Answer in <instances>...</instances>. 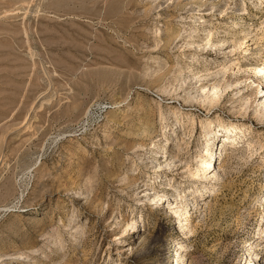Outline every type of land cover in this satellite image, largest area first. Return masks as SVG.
Listing matches in <instances>:
<instances>
[{"label": "rangeland", "instance_id": "1", "mask_svg": "<svg viewBox=\"0 0 264 264\" xmlns=\"http://www.w3.org/2000/svg\"><path fill=\"white\" fill-rule=\"evenodd\" d=\"M244 2L242 13L207 9L197 16L206 17L214 41L253 31L243 46L252 53L232 52L230 40L202 54L197 41L180 47L183 38L165 47L167 30L190 22L191 11L173 0H0V264H177L181 256L178 264L264 263V121L254 113L257 103L246 111L237 101L255 87L253 78L264 85L263 77L240 73L245 91L230 89L211 109L176 96L200 84L186 79L179 89V78L215 71L237 56L243 62L264 55V38L259 45L252 38L264 30V5L234 1ZM176 63L183 74L169 70ZM176 110L179 119L191 115V126L165 142L162 133L175 125ZM220 120L238 131L245 126L247 136L218 127L216 141L230 135L223 141L228 147L240 135L241 141L260 139L263 147L252 153L240 142L245 154L232 158L221 156L219 145L216 165L226 168L219 190L198 207L190 204L186 220L185 210L182 218L174 213L176 195L191 186L184 165L156 178V162L143 163L145 149L132 146L156 143L178 153L175 145L190 130L180 157L194 166L205 128ZM153 179L169 194L159 203L142 199ZM170 179L182 186L166 184ZM135 219L137 226L125 230L126 220ZM253 251L262 252L254 261Z\"/></svg>", "mask_w": 264, "mask_h": 264}, {"label": "bare ground", "instance_id": "2", "mask_svg": "<svg viewBox=\"0 0 264 264\" xmlns=\"http://www.w3.org/2000/svg\"><path fill=\"white\" fill-rule=\"evenodd\" d=\"M173 1L179 10L191 11L190 12L191 16L189 17V19H187V21H190V22H189V25H186V26L183 24L184 28H182V29L176 28V29L167 30L169 32H168V35L164 39L165 47H172V45L175 44V42L178 39L183 38V40H186V41L183 42L180 45V47L192 46V45L196 44V41H197L196 47H198L197 49L199 51H201L203 54V53H206L208 48H214V49L218 50L221 46H224V44L228 43L231 40L234 43L233 44L234 48H232V52L234 50L243 48L245 50V54L252 53V52H250V48H248V46H245V47H243V46L246 44L247 38L252 35L253 31H251L249 29L241 30V31H244L243 36L237 37V35H238L237 34V35H235V37H237L235 39L234 38L230 39L229 37L224 36L223 38L218 39V41H214L213 36H214L215 31L208 29L207 20L204 19L206 17L205 16H200V17L197 16V15H200L203 12V10H207V9L219 11V13L222 14L226 10L233 8L234 11H238V12L242 13V11L245 12L247 10L246 2L243 3V7H239L238 3H234L235 0H218V2H214L215 0L213 2L210 0H206L205 2L202 0H198V1L197 0H173ZM222 1L225 2L224 8H222L221 5L219 4ZM259 3H260L259 7L261 8L262 5H264V0H259ZM206 7H209V8H206ZM178 17L181 18L182 20H186V18H187V17H185V15H183V12L179 13ZM200 18H201V21H199ZM200 22H202V23H200ZM232 24L233 25H231L230 27L235 28L238 25V22L233 21ZM201 26H203L202 29H201ZM213 28L217 29L218 26H214ZM160 31H161V29L158 27L156 29L155 33L158 34ZM200 32H205V35L203 37L202 36L198 37V34L200 35ZM226 33H227L226 35H228V33H231V31L226 30ZM254 37L256 39V42L254 44L259 45L261 40L264 38V30H262V32L260 34L255 33V35L252 36V38H254ZM180 41H182V40L180 39ZM180 41L178 42V44L180 43ZM158 42L159 41H157V43ZM157 43L155 45H157ZM202 54H199V52L197 51L196 57L200 58V56ZM202 56H204V55H202ZM260 56H261V59L249 58L243 62H240L239 61L240 56H237L236 58L229 60L228 63L231 62L229 65H228V63H223L221 61L222 64H219L220 68L215 70V71H212L209 68H205V69H203L204 74H202V75H198L201 72L197 71V72H194L192 75L186 76L183 79H180L178 77L179 79L178 78L177 79L181 80L179 82V83H181L179 86V89L183 87V84L186 81V79H192V81L195 79L196 81L194 83H197V84L200 83V84L198 87L195 86V88H194V89H196L195 92L186 91L184 94H180L178 92V94H176V96L178 98L179 97L183 98L182 100H184L188 103L189 102L192 103V102L196 101V102H199L203 105H207L211 109L214 106L219 104V102L222 100L225 93H227V91H229L230 89L232 91H235L234 95L240 94L242 91H245V89L240 86L242 83V81H241L242 77H239L240 73H245V74L249 73L250 74L253 72L254 75H256V76L261 75L264 79V76H263L264 75V55L261 54ZM225 58H226V56H225ZM156 59H158V58H156ZM195 61H199V59L195 60ZM234 65H236V67ZM187 68H190V66H187ZM169 70L177 72V73L179 72L180 75L183 74V72H185L183 65H181L180 63H176V64L170 66ZM233 75L235 76V78H233ZM210 76H213L214 79H216L215 82L209 83V81L207 80L206 83H203V81L206 80L207 77H210ZM251 77L252 76H250V75L247 76V78H251ZM191 83H193V82H191ZM252 83L255 84L254 85L255 87L252 88V90H250L248 92H244L241 96H239L237 101H239L241 104L240 108L245 109L246 111L249 110L251 107H253L254 103H257V106L254 107V109H255L254 113L257 114V117L260 121H264V85H263V82L261 81V78H257V79L253 78ZM260 90H262V94L259 92ZM171 110H172V108L171 109L169 108L167 113L170 114ZM160 112H161V114H163L162 111H160ZM179 112L180 111H177V110L175 112H173V115L175 118V125L169 129H166L162 133L163 134L162 136H163L165 142H169L171 140L172 136H174L173 134L177 133V129L181 128V126H184L185 124L188 125L189 128L191 126V123L189 122V118H188L191 115L187 114L186 118L188 120L179 119V117H178ZM145 119H146V117H145ZM225 125L226 124L221 123V120L218 123V125H214L213 121L209 122V124L207 125V127L205 128V130L202 134L203 138H202L200 145H199V148H198V154L195 157V165L194 166L190 165V161L188 162L187 160L180 157V155H181L180 151L186 149L188 147V145L190 144L189 139H188V138H190V135L192 134V132L190 130L185 131L183 134L182 142L180 144L177 143L175 145L176 146L175 151H179L178 153H175V152L172 153L169 151L166 152L165 147H162L156 143H152L153 145L148 149L145 148V147H147L146 144H144V143L140 144V142L135 143L132 146L133 148L138 146V147L145 149L144 153L142 154V157H140V159L143 163L156 162L155 166H153V167H155V172L157 173L156 178L164 176V171L167 168L175 167V166H177L178 163H179L178 165H180V164L184 165V166H182V168H184L186 170L185 173L187 174V177L191 181V183H190L191 186H188L187 189L183 190V191H185V193L183 195L180 192H178V194L176 196H177V198L181 199V201L179 200L180 202H178L177 198L175 197L177 200L176 203L177 204L179 203V205H176V206H179V207L174 210V213L175 214L177 213L178 216L181 218L184 216L183 211L185 210L186 211L185 219L189 220V216H190L191 212H190L188 206L190 204H193L195 207H198V204L200 203V201H205L204 203H206V197H208V195L211 193H215V192L217 193V190H219L218 188H216L218 185V181L219 180L221 181L223 175H225V173H226L225 172L226 168L224 167V165H222L220 163H218L216 165V161L218 158L217 157V150H218L219 145H221V148H219L220 149V155L222 156L225 152L226 155L231 156L232 158L234 156L237 157L238 155L240 156V155L245 154L244 153L245 151H243V149L241 147L237 146L240 142H243L245 145L247 143L246 149L251 150L252 153L255 150H257L255 145H259L260 147H263L262 141L260 139L254 140V138L252 137L253 139L251 138V140H249V142L248 141H241L240 135H238L237 137L236 136L232 137L231 142H233V144L231 146H228V147L225 145V143L223 141H224V139L230 138V135H225L223 133V134H221V139H220L221 141H216V137H218V135H220V130L218 129V127L226 129L230 133L232 130H235V132L233 134H236V132L237 133L241 132V133H243V135L247 136L246 131L248 129L245 126H244V128L242 127V129L238 131V129H240L238 126L233 127V128H229ZM173 128L175 129V131L170 133V131ZM191 129H192V127H191ZM147 131H148L147 128L143 129V133L144 132L146 133ZM227 151L230 152L231 154L229 153L230 154L229 155L227 153ZM161 153L164 155V157L168 156L163 161H160V159H158V157L160 156ZM261 162L264 163V159H261ZM172 180L173 179L167 180L168 183H166V184H169L170 186L173 185V187H175L176 189H178L180 186H182L180 184L181 182H179L178 186L176 187L175 184L171 183ZM224 183L225 182H223V184ZM163 184H165V183H163ZM142 191L144 192L142 199L147 200L148 202H151V203H159L160 201L166 199L169 195L167 191L158 190V188L156 187V181L154 179H153V181L148 182L146 184V188L143 189ZM97 206H95V208ZM208 207H210V205H208ZM73 221L74 220H72L71 222H73ZM136 222H137L136 219L132 220V221L126 220L125 230H127L130 226H132V227L137 226ZM180 228L182 229V227H180ZM76 229L78 231L79 229H82V227L79 225V226H76ZM263 233H264V231H262V233H260V234H263ZM119 235H123V234H119ZM119 235H118V238H119ZM75 237H76V235H75ZM61 246H59V247H61ZM262 252H263V254L261 255V259L263 258V262H264V248L262 249ZM262 252H258V251L249 252L248 256H250V258L254 261V256L257 257ZM28 255L26 257L30 258V256H28ZM183 259H182V256L180 258L176 259L177 264L180 263L181 261H183ZM65 263L66 262H63L62 264H65ZM255 264H258V262H255ZM259 264H262V263H259Z\"/></svg>", "mask_w": 264, "mask_h": 264}]
</instances>
